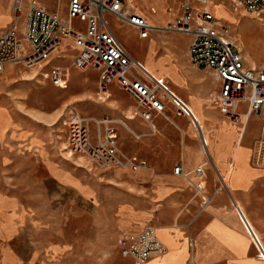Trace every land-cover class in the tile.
I'll return each mask as SVG.
<instances>
[{
    "label": "crops",
    "instance_id": "crops-1",
    "mask_svg": "<svg viewBox=\"0 0 264 264\" xmlns=\"http://www.w3.org/2000/svg\"><path fill=\"white\" fill-rule=\"evenodd\" d=\"M135 1L140 7L133 8L148 19L149 9L154 10L152 13L156 11L158 21L150 19L156 26L168 24L178 11L177 0L133 2ZM213 1L212 10L215 12L216 7L220 15L216 17L230 22L236 19L232 15L236 13L230 10L228 1ZM11 3L12 0H0V31L10 25ZM48 6L51 7L52 3H48ZM169 7H172V11H168ZM110 18L114 27L125 32L131 31L135 44L144 46V50L149 46L153 48L155 59L148 65L144 61L147 59L145 51L142 54L130 51L127 41L122 40V36L114 28L126 50L156 76L167 80L174 93L191 107L203 127L208 145L207 158L212 163L213 171L216 173L215 165L222 178L216 173L218 181L213 182L204 164L206 157L194 127L186 117L175 116L170 106L163 113L148 109L136 112V101L132 97L135 101V110H131L133 116L127 115L128 108L125 109L123 118L110 116L89 102V93L96 89V94L108 97L111 88L112 92L123 96L119 91L122 89L115 82H110L105 91L101 90L99 72L91 68L81 72H85L83 76L86 78L87 72H97V76L94 73L96 77L91 80L92 86H71V75L77 76L78 73L76 69L69 67L65 80L66 85L69 83L70 86L63 87L66 90H54L53 85L41 86L44 96L53 93V90V95H56L51 99L56 104L55 108L43 117L35 114V89L29 82L34 76L40 75L39 66L26 69L20 64H7L0 78L5 74L7 78L13 79L15 85L5 93L19 94L25 91L27 111L16 107L11 96L3 95L2 90L8 87L0 88V264H78L77 251L83 246L81 239L88 242L89 246L93 239L91 237L98 230L115 236L110 246L118 253L109 258L108 264H264L257 256L241 218L233 209L234 201L264 244L263 232L255 228L247 215L246 206L239 200L240 197H250L253 202L252 216L264 223V197L257 196L258 181L264 178V163H251L253 148L249 144L253 143L244 141L247 127H250V140L254 141L258 137L259 117L253 115L243 118V124L238 125L225 120L223 112L215 104L218 79L208 67L195 65L188 57L191 33L165 30L158 32L157 29L156 33L152 31L148 37L140 39L135 30L128 26H118ZM230 22L228 23L233 25ZM173 36L183 39L182 43H174ZM69 59L55 60L51 64L65 66ZM48 67L41 69L47 70ZM38 78L45 80L41 76ZM71 104L81 108L88 107L83 110L86 113L79 114L90 118L91 136L95 137L98 130L101 134L104 133L106 127L115 129L117 144L121 150L129 155L135 154L147 163L145 168L137 170L115 167L117 170L111 179L121 187L118 189L120 195L115 204V215L110 216L109 210L104 212L105 216L101 212V215H93L92 219L83 215L82 225H77L75 221L74 195L76 193L83 199L91 198L95 189L86 175L83 182V178L74 172L75 166L69 149L66 150L65 158L59 156L60 141L57 139L61 136L62 129L57 121L66 106ZM56 110L61 111L55 113ZM251 121L255 122L254 126ZM185 123L191 127L193 137L186 136L183 132ZM256 142L258 141H255V145ZM177 163L181 165L182 174L172 172ZM197 167L201 168L205 193L212 196L213 203L208 204L206 210L200 209L202 198L192 185L198 179L195 173ZM91 169L87 167V170ZM12 174L17 184L20 179L28 180L26 187L32 189L35 195L19 193V187L12 186ZM123 184L128 186L126 189L129 191H133L135 187L138 192L124 191ZM138 187L141 189L138 190ZM57 197L62 201L60 206L51 209V206L45 205L51 204L54 199L58 202ZM156 202H160L161 208H155L153 204ZM227 204L231 206V210L226 207ZM148 222L156 227V235L165 248L164 254L152 255L143 262L122 256L118 240L123 236H133ZM104 234L99 238H104ZM189 241L192 242L191 247L188 245Z\"/></svg>",
    "mask_w": 264,
    "mask_h": 264
},
{
    "label": "built area",
    "instance_id": "built-area-1",
    "mask_svg": "<svg viewBox=\"0 0 264 264\" xmlns=\"http://www.w3.org/2000/svg\"><path fill=\"white\" fill-rule=\"evenodd\" d=\"M178 11L164 28L152 25L150 19L137 12L126 0H12L10 25L0 31V75L7 64L25 68L39 66L42 79L59 87L66 86L67 70L99 72V87L105 91L115 82L136 101V112L142 109L163 113L170 106L175 116L186 117L201 142L204 157L210 162L203 127L187 103L170 88L167 80L157 78L135 58L118 38L111 18L118 26L135 30L140 39L157 28L165 31L191 33L188 57L198 66L208 67L219 81L215 104L231 123L243 124L251 115L260 118L264 132V65H245L242 49L237 46L232 26L216 17L213 0H177ZM223 1V0H222ZM230 10L241 16L251 13L264 29V0H226ZM48 3H52L49 7ZM65 11L61 13V5ZM172 11V7L168 8ZM69 57L67 65L51 64ZM49 66L47 70H42ZM244 105V108L242 107ZM143 117L146 116L143 114ZM89 117L73 112L66 126V150L86 156L89 161L105 168L142 169L146 161L135 154H126L117 144V132L106 127L94 139L89 130ZM264 160V139L260 140L257 158ZM256 158V160H257ZM174 174H182L181 165ZM197 180L192 182L202 198L200 209L206 210L211 195L205 193L201 168L195 169ZM233 209L241 218L257 256L264 263V244L239 205ZM188 245L191 247L192 242ZM119 253L137 262L152 255H163L164 245L152 224L145 225L133 236L118 240Z\"/></svg>",
    "mask_w": 264,
    "mask_h": 264
},
{
    "label": "rangeland",
    "instance_id": "rangeland-1",
    "mask_svg": "<svg viewBox=\"0 0 264 264\" xmlns=\"http://www.w3.org/2000/svg\"><path fill=\"white\" fill-rule=\"evenodd\" d=\"M128 1V0H127ZM132 5H135L134 7H140V4H137V1L133 2ZM61 13H63L65 11V6L61 5ZM153 10V9H152ZM154 11V10H153ZM153 11H151L149 9V16L150 19L154 18L156 19V11L155 13H152ZM235 16V20L233 22H230L228 19H226L228 22L233 23V25H231L233 27L232 31L234 32V34H236V38H237V46L240 47L242 49V52H244L243 55H245V57L247 58V62L245 61V65L249 66L250 63L251 65L256 64L257 65H262L264 64V29L261 27L259 21L254 17L253 14H249L246 12H242L241 16H236L235 14H232ZM224 17V16H223ZM158 21V19H156ZM237 20V24L236 23ZM166 23L161 24V26H165ZM116 31L119 32V34L122 36V40H126L127 41V47L130 51H133L136 54H142L145 51V55H147V59L144 60L147 62V64L149 65V62H151L152 60L155 59L154 57V50L151 46L146 47L145 50L143 49L144 46H138L137 44H135L133 42V35L131 34V31H124L123 29H119L117 26L114 27ZM235 28V31H234ZM158 32H165L159 28H157ZM156 33V31H155ZM242 34L243 39L241 40L240 35ZM239 35V37H238ZM172 41H174V43L179 44L182 43L183 39L181 38H176V37H172ZM124 44V43H123ZM125 45V44H124ZM178 57L181 55H177ZM185 56L187 57V54L185 53ZM252 59H250V58ZM174 58H176V56H174ZM152 69L154 67H151ZM27 69V68H26ZM92 69V68H91ZM98 72V71H97ZM97 72L92 71V72H87V76L88 78H86L84 75L85 72H79L77 71V76H75V74H72L70 79L72 80L71 82V86H76L78 88H88L90 86H92L91 80L97 76ZM25 72H23L24 74ZM94 73L96 74V76L94 75ZM81 74V75H79ZM34 74L32 73L31 76H33ZM40 76V75H38ZM38 76H34V78L32 80H30L29 82L32 83V85L34 86L35 89V96H34V100H35V114H38L40 116L45 117L47 113H50L51 110H53L56 106V104L54 103V101H52V98H55L56 95L54 94V90L55 89H60V90H66L67 87L70 86V84L68 83V85H66V88H60L59 86L52 84L49 80L45 81V80H41L38 78ZM83 76V77H82ZM30 77V76H28ZM87 79V80H86ZM13 79H9L7 78V76L5 74H3V77L0 78V88L2 89L4 86L8 87V88H4L3 91V95L6 96H11L14 104L16 107H18L21 110H25L27 111V108L25 107V105L27 104L26 102V98H27V94L26 92H22V93H15V92H9V93H5L9 90V88L13 87L12 85H15L12 81ZM77 82V83H76ZM53 85L54 86V90L51 91L53 93H48L46 94V96L43 95V87L41 86H49ZM116 88V87H115ZM118 89V88H117ZM176 89V88H175ZM119 90V89H118ZM123 96H119L117 94H115L114 92H112L111 88H110V95L108 97L102 96L101 94H96V89L93 91V93H89L90 97L89 102L91 101L93 104H95L100 111H103L105 114H108L110 116H116L118 118H123V114H125V109H127L126 113L127 115H132L134 113H132V111L134 112L135 110V101L133 100L132 97H130L129 95H127L124 91L119 90ZM177 93H179L176 90ZM56 94V93H55ZM105 97V98H104ZM127 101H126V100ZM89 106V105H88ZM92 106V105H90ZM94 106V105H93ZM242 107L244 108V105H242ZM88 108V107H86ZM85 107L81 106H75L73 104L66 106V108L62 111V116H60L59 120L57 122H59L62 125V129L60 131V137H57V139H59L58 141H60L58 143L59 146V156L62 158H65V153H66V149H63L64 147H66V134H67V130H66V126L64 125V122L67 121V118L69 117V114L73 113V112H80V113H86L83 110H86ZM90 108V107H89ZM132 110V111H131ZM61 110H56L55 113H58ZM129 113V114H128ZM254 115V114H253ZM253 115L249 116V117H253ZM133 116V115H132ZM248 117V118H249ZM137 118V115H136ZM222 119V117H221ZM163 122H165L164 119H162ZM225 120L228 122V119L225 118ZM254 121H251V124L254 126ZM232 125V124H230ZM184 126V133L186 136L189 137H193V131L191 129V127L186 126V123ZM252 126V128H253ZM162 129V128H161ZM163 131V129H162ZM250 127H247V131L245 133L244 136V141H249L251 142L252 145L249 144V146H252V157H251V163L254 165L255 163L257 164V149H258V144L259 141L261 139H264V132L262 131V124L260 122V118H259V126L257 127V133L259 131V135L258 137H256V139L254 141L250 140ZM92 138L94 139V136H92ZM259 139V140H258ZM63 141V143H62ZM255 141L257 145H255ZM71 160L73 162V165L75 166L74 172L77 173V176H80L83 178V182H84V176L86 175V178L89 180V183L94 187V193L91 196V198H81L80 196H78L76 193L74 195V208H75V221L78 224H83L82 223V219H83V215H88L91 217V219L93 218V215L96 216V214L104 215V212H107L108 210L110 211V216H114L115 215V204L117 201V198L120 195V191H118L119 187L114 180L111 179L112 174L114 173L115 169H111V168H105L103 166H98L93 164L91 161H89L87 159L86 156H81L79 154H71L70 155ZM261 161V159H260ZM77 162L79 164H82L83 166H78L76 165ZM206 168L208 169L207 172L209 173V176L212 177L213 182L216 183L218 181V179L216 178V173L213 171L210 162L208 160L205 159V163ZM88 168H92L91 170H87ZM174 165V163L172 164V166ZM77 166V167H76ZM13 174H12V178H10L11 182H12V186H16L18 188L19 193H23L32 196L35 195V193L32 191V189L26 187L27 185V181L28 180H21L19 181V183L17 184V180L14 181L13 179ZM211 179V181H212ZM212 182V183H213ZM258 188H259V193L257 194V196H262L264 197V178L260 179V181H258ZM212 183H210V185H212ZM25 185V188H23V186ZM14 187V188H16ZM13 188V187H12ZM23 188V189H22ZM123 190L130 192V193H137V189L135 187H133V191H129L128 186L123 184ZM141 188L138 187V190H140ZM36 191V190H35ZM32 199V198H30ZM58 202L54 199L53 202H51V204H45V205H49L48 207L51 206L55 207V206H60V204H62V201L60 199V197L58 198ZM240 202L246 206L247 209V215L248 217L251 218L253 225L255 226L256 229H259L261 232H263L264 234V228L262 227L264 225V223L262 222V220H258L255 217L252 216V209H253V202L250 199V197L245 196V197H240L239 198ZM159 205H156L158 204ZM213 203V201H210V204ZM41 205V204H40ZM155 206L156 209L161 208L160 202H156L153 204ZM229 210H231V206L227 204L226 206ZM105 216V215H104ZM149 224H152L151 222H148ZM147 223V224H148ZM153 225V224H152ZM154 226V225H153ZM94 227V226H93ZM95 229V228H94ZM101 230H98V232L95 234H93V236L91 238L92 239V243L88 246V242L85 243V241L83 239H81V244L82 249H78L77 251V257H78V264H108V260L109 258L115 254L118 253L114 250L113 247L110 246V244H112L114 242V237L113 235H109V234H104L103 232H100ZM100 234V235H98ZM102 234H104V238L100 239L99 236H102ZM87 244V245H85ZM86 246V247H85Z\"/></svg>",
    "mask_w": 264,
    "mask_h": 264
},
{
    "label": "bare ground",
    "instance_id": "bare-ground-1",
    "mask_svg": "<svg viewBox=\"0 0 264 264\" xmlns=\"http://www.w3.org/2000/svg\"><path fill=\"white\" fill-rule=\"evenodd\" d=\"M127 1V0H126ZM133 1L134 0H128L127 1V4H129L130 6H132V7H134L133 5H131V3H133ZM214 14H215V16H220L219 15V13L217 12V10H216V7H215V9H214ZM151 23H152V25H154V23L152 22V20H151ZM154 26H156V25H154ZM166 26V25H165ZM156 27H161V28H164V26H156ZM240 35V39L242 40L243 39V37H242V34L240 33L239 34ZM239 35H238V37H239ZM243 54H244V52H243ZM244 58H245V61L247 62V58L245 57V55H244ZM250 58V57H249ZM250 59H252V58H250ZM151 73H153L146 65H144ZM250 66H252L251 65V63H250ZM154 74V73H153ZM155 75V74H154ZM156 76V75H155ZM157 78H159L158 76H156ZM190 109H191V107H190ZM110 121V120H109ZM259 146H260V141H259V144H258V149H259ZM258 149H257V151H258ZM256 155H257V153H256ZM260 157H259V159L257 158V162H258V164H263L264 163V160H262L261 159V161H260ZM214 168H216V173H217V175L219 176V178H222V175H221V173H220V171H219V169L214 165ZM155 227V226H154ZM155 229H156V227H155Z\"/></svg>",
    "mask_w": 264,
    "mask_h": 264
}]
</instances>
